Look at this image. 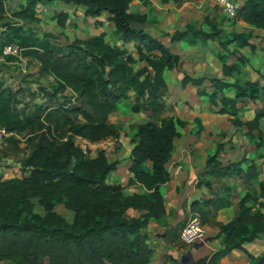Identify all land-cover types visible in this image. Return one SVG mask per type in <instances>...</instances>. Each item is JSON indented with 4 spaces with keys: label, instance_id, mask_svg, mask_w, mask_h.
<instances>
[{
    "label": "trees",
    "instance_id": "16d2710c",
    "mask_svg": "<svg viewBox=\"0 0 264 264\" xmlns=\"http://www.w3.org/2000/svg\"><path fill=\"white\" fill-rule=\"evenodd\" d=\"M5 1L0 0V21L8 17ZM54 1L83 6L85 15L95 18L98 26L106 15L115 24L118 37L107 40V34L101 32L89 39H75L61 45L52 42L56 37L53 33L44 32L37 37L32 27L5 21L11 32L1 44L17 43L24 55L40 63V73L53 76L51 89L47 91L53 104H40L35 116L28 115L24 108L18 107L17 94L0 82V126L8 133L33 127L40 131L30 137L33 145L22 163L23 176L0 177V263L150 264L154 248L146 229L151 219L161 221L167 213L161 188L172 178L167 164L185 121L178 116H167L159 122L149 120L138 125L131 139L128 168L131 176L127 185L139 183L145 188L143 192L128 193L123 174L118 170L119 162L109 160L104 149L90 156L91 149L87 150L76 137L99 143L116 135L109 116L132 92L145 102V105L135 103L136 112L159 106L162 89L167 86L165 71L179 65L180 55L145 29L133 25L144 22L146 15L131 10L132 0H26L11 15L35 22L39 4ZM143 3L148 4L149 0ZM69 17L68 12L61 11L54 18L60 26H65ZM231 17L264 29V0H243L236 15ZM212 25L213 29L217 28L215 23ZM191 30H176L171 40L187 38L190 34L219 40L226 51L222 54L225 77L248 62L249 56L243 48L256 51L251 32H232L224 38L220 29ZM127 44H132L139 53L138 59L146 63L143 67H134L136 58ZM231 56H236V60L228 64L227 58ZM225 77L186 75L182 85L194 86L211 107H217V113L232 116L237 128L245 126L246 134L252 139L259 135L255 146L260 148L264 110L245 121L239 115L245 98L264 106L260 96L264 91V71L257 69V78L244 84ZM205 80L210 84L203 85ZM46 109L48 122L44 123L40 115ZM197 120L201 124L199 117ZM221 149L220 145L208 156V166L226 173L248 172L259 183L260 190L251 187L241 198L239 213L221 225L219 235L225 248L219 250L218 257L239 249L250 263L264 264V250L254 254L246 246L258 242L264 246V211L261 210L264 201L259 200L264 198V177L254 163L242 170L248 161L246 157L223 165L219 160ZM36 198L42 212L35 210ZM205 203L195 201L191 208L206 224ZM57 204L73 212L72 221L56 210ZM129 209L139 210L140 214L131 216Z\"/></svg>",
    "mask_w": 264,
    "mask_h": 264
},
{
    "label": "crops",
    "instance_id": "0c3cea01",
    "mask_svg": "<svg viewBox=\"0 0 264 264\" xmlns=\"http://www.w3.org/2000/svg\"><path fill=\"white\" fill-rule=\"evenodd\" d=\"M24 1H5L8 17L0 21V40L6 38V34L9 31L11 32L10 27L8 28L4 25L5 21L9 22L13 20L11 11L19 7ZM143 1L144 0H132V11L146 15V20L144 22H134L133 25L136 28L145 29L152 36L160 40L165 37L162 36L165 32H161L165 27L162 30L159 29V27L161 24L167 23L165 20V12L167 9L169 7H175L177 10H183L187 8V6H190L191 2L190 0H184L179 3L173 0L169 2L149 0V2L151 1L153 3L150 2V4L145 5ZM242 2L243 0L236 2L238 7ZM150 7L154 8L152 16L148 13ZM78 13L81 12L78 11ZM88 18L92 17L88 16ZM178 19L179 15L176 22H174V27H176L177 24H182ZM151 22L157 27H154V30L146 29L145 25ZM238 22L254 29L255 33L251 41L258 46V49L256 48L258 52L262 50L264 48V29L256 28L243 20H239ZM164 26H167V24H164ZM99 29L100 30H97L98 32L96 34L103 30L102 28ZM46 32L52 33L50 31ZM3 46L4 45L0 42V82H3V87H9L17 94L16 98L19 102L18 107L24 108L27 112L26 114L35 116V110L38 105L45 103L53 104V101H51L47 95V91L51 89L50 81L53 80V77L49 80V76L45 77L44 74L40 73V63L36 58L24 55L23 48L20 55L15 56L5 54L3 52ZM28 61L38 62L39 66H31L30 64L31 67L29 69ZM261 64V67L257 69L264 71V57L262 58ZM17 67L18 71L15 70ZM192 87L195 88L194 86ZM260 96L264 101V91L261 92ZM248 100L251 101L250 99ZM251 102L253 103V101ZM256 107L259 108L260 106L256 105ZM250 108L252 109V107ZM48 110H50V108ZM48 110H44L40 115V120L44 123L48 122V119L45 117ZM30 129L32 128H28L26 131L10 132L7 134L6 139L0 140V177L2 179L23 176L22 163L31 151L33 144L30 139L26 142L21 135L28 134L27 137H31L40 132L39 130L30 131ZM209 132L211 131H182V135L175 139V150L172 158L167 164L172 178L166 184L162 185L161 188L166 200L167 213L161 221L151 219L146 229L154 248L150 264H195L196 261L205 257H208V261L213 260V264H252L239 249H233L229 254L222 257H216L215 255L220 249L225 248V245L222 243V236L219 235L221 225L228 223L239 213L241 198L251 187L255 186V188L259 190L260 188L259 183L255 178L251 177L248 172H243L241 174L226 173L223 169L215 170L208 166V156L210 152L214 150V146L209 138H207L209 137ZM235 132L236 131H233V133ZM245 133H247V131H244V134ZM245 136L250 137L248 134H245ZM262 138L263 145L260 148L255 146V150H253L254 153L252 154L246 152L247 146L244 145L242 147L245 151L243 157L248 158V161L242 165V168L247 170L248 165L254 163L256 170L261 172L264 177V131ZM76 141L82 144L83 142L89 145L94 144L82 139L80 136L76 137ZM1 142H3L4 145H2ZM26 144L29 145L30 149L25 154L23 147ZM3 147L5 148L4 150H2ZM226 151L227 150L222 148L219 154V160L223 165L227 164L224 159L226 157ZM130 153L126 162H119L118 164V166H122L123 168V171L119 172H122L124 175V185L128 184V180L131 176L128 169L131 162ZM118 170L120 169L118 168ZM144 190L145 188L139 183L126 186V191L128 193L143 192ZM215 200H217V202H215ZM259 200L264 201V198H259ZM195 201H207V203L203 205L204 209L207 210L208 217L206 223L207 234L204 239L187 248L175 240V235L172 236L174 231H172V229L176 231L179 216L187 212L185 209L186 207H184L185 204L188 203V207L191 208ZM261 210L264 211V207H262ZM128 214L131 216H138L140 211L129 209ZM181 231L176 235L181 236ZM253 244L256 243H249L246 244V246L250 250V246ZM4 262L5 261L0 264H4Z\"/></svg>",
    "mask_w": 264,
    "mask_h": 264
},
{
    "label": "rangeland",
    "instance_id": "374dc122",
    "mask_svg": "<svg viewBox=\"0 0 264 264\" xmlns=\"http://www.w3.org/2000/svg\"><path fill=\"white\" fill-rule=\"evenodd\" d=\"M190 1V6H187V8H184L183 10H177L175 7H169L165 12V20L167 23L164 24H167V26L161 24L159 27L161 30L165 27L164 30L161 31L165 32L162 34V36L165 37L161 41L165 45H168L172 51L178 52L180 55L179 65L173 69H166L165 71L167 86L162 89V97L160 98L161 104L148 111L136 112L133 109L135 103H142L145 105L143 99H138L134 93H131L128 98L120 101L117 110L109 116V122L114 128L116 135L109 137L102 142L91 145L83 142L82 145L87 150L91 149L92 152L90 153V156L93 157L100 149H104L110 160L114 161L116 159L118 162H126L129 158L130 148L133 146L131 139L137 130L138 125L149 120L159 122L162 117L167 116H178L183 119L185 121V127L182 131H211L209 132V137L207 138H209L210 142L214 146V150L210 152V155H213L217 147L221 145L224 150H227L226 157L224 158L227 164L234 161L237 162L243 158L245 151L242 149V147L244 145L247 146V153H254L253 150H255V140L259 135L256 136V139L245 136L246 133L244 134V131H247L245 126L239 128L235 127L233 123L234 118L232 116L228 114L217 113V107H211L204 95L199 96L197 94L196 88H193L191 85L187 87L182 85V80L186 75L193 77H210L211 75L225 77L223 72L222 54H226V51L225 49H222L219 40L205 39L203 36L199 37L194 36L193 34H190L187 38H179L175 41L171 40L173 33L176 31L175 29H195L202 32H213L214 30L220 29L222 30L221 34L224 38H227L232 32H251L254 34V29L244 26L238 21H235L234 18L227 15L220 7L216 6L213 0ZM235 1L239 2V0ZM25 2L26 0L24 3ZM150 2L148 4H150ZM37 10L38 20L35 22H25L22 19L14 17H12L13 20L9 22L19 21V25H23L25 28L27 26L32 27L34 34L37 37H41L44 32L50 31L56 36L55 39H52V42L54 44L61 45L73 43L75 39H89L92 35L96 34L100 30L99 28H102V32L107 34V40H112V38L117 39L118 37L117 34H115V24L108 21L106 19V15L102 17L103 24L98 26L95 18H88V16L85 15L83 6H74V4H68L62 1H54L46 4H39ZM61 11H67L70 13V17L66 21L65 26H60L57 19L54 18L55 15ZM78 11L81 13H78ZM153 11V7L148 9L150 16L153 15ZM178 15V20L179 22L181 21L182 24H177V26L174 27L173 25L174 22H176ZM214 23L216 24V29H213L212 27V24ZM145 26L148 30H154V27H157L152 22L147 23ZM5 39L6 38L0 40V42L4 41ZM127 45L130 48V52L136 58V61L133 63L134 67L136 69L143 67L146 63L138 59L139 53L132 46V44ZM233 46V44L229 45L230 48ZM257 47L258 46H256V48ZM242 51L249 56L248 62L243 65L240 64L239 71H236L225 78H227L229 81H238L244 84V82L247 80H254L257 78V68L261 67L262 65L261 63L262 58L264 57V52L263 50H260L259 52L256 50L253 52L247 47L243 48ZM235 60L236 56H231L230 58H227V63L232 64ZM30 64L31 66H39L38 62L28 61L29 69L31 67ZM15 70L18 71V67L15 68ZM51 77L53 76H49V80ZM209 84V80H205L203 82V85ZM200 89L202 90V88ZM230 92L232 93L231 90L229 93ZM256 105L257 104L254 102L252 103L249 101L248 98H245L239 118L245 121L253 117L255 112L264 110V106L257 108ZM250 107H252V109ZM198 117L201 119V124H199L200 121L197 120ZM260 126L264 131V118L261 120ZM30 131H38V128L33 127L30 129ZM233 131L236 132L233 133ZM27 135L28 134L21 135V137H23L26 142L28 139H30V137H27ZM3 139H6V137ZM1 143L4 145L3 142ZM4 147L2 150L5 149ZM29 149L30 147L28 144L23 147L25 154ZM118 168L120 169L119 171H123L122 166H118ZM242 170L244 169L242 168ZM215 202H217V200H215ZM35 203V210L42 212L43 209L38 198L35 199ZM188 206V203L185 204L184 207H186L185 209L187 212L179 216V222L176 226V231L175 229H172V231L174 230L172 236L175 235V240L187 248L188 246L191 247L192 245L183 243L181 236L176 234H179L183 229L189 216L195 213ZM56 210L62 213L68 220L72 221L73 212L64 207L63 204H57ZM250 250L254 254H259L264 250V246L262 242H258L251 245ZM220 251L215 254L217 257L221 253ZM212 261L213 260L208 261V257H205L196 261L195 264H213ZM4 264H12V262L5 261Z\"/></svg>",
    "mask_w": 264,
    "mask_h": 264
},
{
    "label": "built area",
    "instance_id": "2783aa9c",
    "mask_svg": "<svg viewBox=\"0 0 264 264\" xmlns=\"http://www.w3.org/2000/svg\"><path fill=\"white\" fill-rule=\"evenodd\" d=\"M214 4L220 7L227 15L235 16L238 4L234 0H213ZM16 24H20L19 21H14ZM22 48L17 43H9L3 47L5 54L20 55ZM8 132L2 126H0V139L6 137ZM207 234L206 224L203 222L201 216L197 213H193L189 216L185 226L181 231L182 242L187 245H193L205 238Z\"/></svg>",
    "mask_w": 264,
    "mask_h": 264
}]
</instances>
